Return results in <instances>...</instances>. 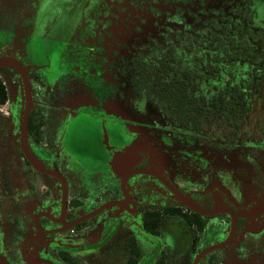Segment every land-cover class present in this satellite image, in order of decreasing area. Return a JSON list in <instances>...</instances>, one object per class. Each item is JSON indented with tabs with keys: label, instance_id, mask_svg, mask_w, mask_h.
Here are the masks:
<instances>
[{
	"label": "flooded vegetation",
	"instance_id": "1",
	"mask_svg": "<svg viewBox=\"0 0 264 264\" xmlns=\"http://www.w3.org/2000/svg\"><path fill=\"white\" fill-rule=\"evenodd\" d=\"M213 22L261 36L256 49L188 50ZM177 39L181 67L171 58ZM139 58L167 66L151 67L146 84ZM222 63L248 77L239 84L250 109L237 122L191 118L171 91L158 92L205 96L219 86L210 74L231 69ZM175 69L181 84L171 82ZM260 76L264 0H0V257L264 264V136L244 130ZM84 139L104 152L81 159L90 168L76 161Z\"/></svg>",
	"mask_w": 264,
	"mask_h": 264
},
{
	"label": "trees",
	"instance_id": "2",
	"mask_svg": "<svg viewBox=\"0 0 264 264\" xmlns=\"http://www.w3.org/2000/svg\"><path fill=\"white\" fill-rule=\"evenodd\" d=\"M240 31L241 27L236 24H233L232 26L223 23L216 25L215 22L207 24L204 30V42L199 43L197 46V44H192V42L190 41L188 44V50H194L195 47H204V49L213 50L217 47L218 50L223 52L254 51L256 48L254 45L251 46V44L259 40L258 37L261 36L253 38L255 35L253 36L252 33L242 34L240 33ZM260 33L257 35H260ZM177 40L179 46L174 45V47L171 46L170 48L172 52H179L178 54L171 56L173 60V67H181V61L183 60V56L181 53L184 50V47L182 42H180V39ZM221 59L223 61H227L228 57H221ZM236 59L237 61H243L245 58L243 56H237ZM167 60L168 59L165 58L162 59L160 64H156L150 60L151 62L149 64H145L144 59L139 58V62H141L139 66V72H141V80L146 84H150L151 76L153 75V73L151 74L150 71L151 67L167 66ZM237 65H241V63L238 62ZM221 66L230 68L231 65L222 63ZM234 72L235 71L231 66V69H227L226 72L220 71L216 74H210V78L215 83L218 82L219 86L214 91H209V89L202 92L196 91L203 93V95L205 96L193 95L192 93H194L195 91L190 88H187V91H184L183 88H176L174 90L159 89L158 92H161L163 95H168V92L171 91L172 97L174 98V104L177 106V109L182 111L187 110V114L191 118L195 116L206 118L207 116H210L212 114H218L221 124L230 122L232 120H234V122H237V120L242 118V116L246 114V112L250 109L247 99L251 98L252 94H249L250 91L247 89V86L239 84H245L246 79H248V77L245 75L246 72H244V69H240V71H237L238 73L236 74ZM161 73L162 75H164L163 71H161ZM182 73L184 72L175 69V71L173 72L174 78L171 82L174 84H181V82H184L182 80ZM207 76L208 75L206 74L205 78H207ZM159 82L164 84L165 80L162 78L161 80H159ZM211 93H214V96H211ZM206 95L210 96L211 98H219L218 104L207 105ZM199 98L205 99L203 106H201V102L198 101ZM180 100H183V103ZM178 112L181 113L180 111Z\"/></svg>",
	"mask_w": 264,
	"mask_h": 264
},
{
	"label": "rangeland",
	"instance_id": "3",
	"mask_svg": "<svg viewBox=\"0 0 264 264\" xmlns=\"http://www.w3.org/2000/svg\"><path fill=\"white\" fill-rule=\"evenodd\" d=\"M259 46L260 45H258V47ZM258 70L259 68H256L252 71L254 77L257 76ZM257 80H258V84L260 88V94H259L258 101L255 102V104L257 105L254 107L253 113L248 117V121L246 120L245 125H244V130L246 134H248V136L253 139H257L259 137L264 136V125L261 124V121L263 119V107H264V77L260 76ZM146 117L147 119H150V114H148ZM86 128H87L88 133L93 134V135L98 131V127L95 123L87 124ZM83 142L84 144L83 143L79 144L78 149L74 150L76 153H78L77 155L78 160L76 161L78 165L81 164L82 167L90 168L93 166L92 165L89 166L81 159H84V157L88 159L89 155L95 153V150H97V152L101 154H103L104 152L100 151L99 146L95 148L94 143L92 141H87L84 139ZM235 264H249V263L236 262Z\"/></svg>",
	"mask_w": 264,
	"mask_h": 264
},
{
	"label": "water",
	"instance_id": "4",
	"mask_svg": "<svg viewBox=\"0 0 264 264\" xmlns=\"http://www.w3.org/2000/svg\"><path fill=\"white\" fill-rule=\"evenodd\" d=\"M129 151V150H128ZM121 156V158H123V155H117L116 157H115V159H117L118 160V158ZM115 162H116V160H115ZM0 264H8L2 257H0Z\"/></svg>",
	"mask_w": 264,
	"mask_h": 264
}]
</instances>
